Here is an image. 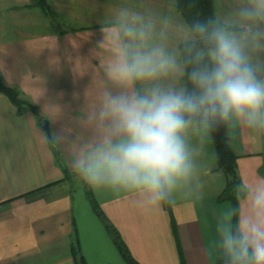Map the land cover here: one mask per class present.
Instances as JSON below:
<instances>
[{
	"label": "crops",
	"instance_id": "obj_1",
	"mask_svg": "<svg viewBox=\"0 0 264 264\" xmlns=\"http://www.w3.org/2000/svg\"><path fill=\"white\" fill-rule=\"evenodd\" d=\"M220 3L225 14L226 6H240L241 0ZM1 4L10 12L34 7L32 0ZM219 9V19L227 21ZM5 16L0 15L3 77L37 106L49 121L51 137L34 112H20L0 92V264H78L74 246L87 264H128L88 191L140 264H224L220 234L233 224L234 206L218 200L226 176L217 169L210 128L196 122L189 126L185 140L191 169L167 192L169 206L151 203L133 189L90 186L74 170L76 160L107 135L98 119L104 94L124 90L106 73L119 51L120 19L63 35L54 30L4 38ZM9 16L18 30L28 28L22 16ZM160 33L182 64L179 44L185 39L175 29L156 30L157 39ZM183 76L177 73L163 83L184 87ZM142 87L137 83L134 89ZM228 134L246 189L264 183V130L234 122ZM245 207L244 197L239 210Z\"/></svg>",
	"mask_w": 264,
	"mask_h": 264
},
{
	"label": "clouds",
	"instance_id": "obj_2",
	"mask_svg": "<svg viewBox=\"0 0 264 264\" xmlns=\"http://www.w3.org/2000/svg\"><path fill=\"white\" fill-rule=\"evenodd\" d=\"M189 31L186 63L193 66L184 73L151 20L120 23L119 51L106 73L124 90L104 94L98 119L107 135L75 162L86 184L133 189L162 204L189 175L185 136L193 119L208 128L240 122L264 130V61L256 56L264 50V0H241L231 19L195 21ZM177 73L191 90L163 83ZM245 199L244 210H232L234 224L221 230L224 264H264V183Z\"/></svg>",
	"mask_w": 264,
	"mask_h": 264
},
{
	"label": "rangeland",
	"instance_id": "obj_3",
	"mask_svg": "<svg viewBox=\"0 0 264 264\" xmlns=\"http://www.w3.org/2000/svg\"><path fill=\"white\" fill-rule=\"evenodd\" d=\"M221 1V0H220ZM220 1L217 9L222 7ZM0 15H6L8 28L3 32L4 38L16 37L20 33H44L60 29L80 28L86 25L109 23L120 19H135L136 15L151 20L156 30L175 29L178 38L189 37L190 34L180 15L174 11V0H50L51 10L44 11L38 6H18V10H5L7 5L1 4ZM239 5L226 6L225 14L219 9L222 18L231 19ZM14 9V7H12ZM122 13H127L123 16ZM22 16V23L27 29L15 28L9 15ZM119 21V20H118ZM264 50L259 51L257 59L264 57Z\"/></svg>",
	"mask_w": 264,
	"mask_h": 264
},
{
	"label": "trees",
	"instance_id": "obj_4",
	"mask_svg": "<svg viewBox=\"0 0 264 264\" xmlns=\"http://www.w3.org/2000/svg\"><path fill=\"white\" fill-rule=\"evenodd\" d=\"M32 4L34 6H38L44 11L51 10L50 0H32ZM173 7L174 11L178 15H180L188 31L195 21L205 22L209 19H212L214 21L222 22L217 15L215 0H174ZM81 29H83V27L60 29L58 33L60 35H63L69 32H76ZM203 46L204 45L202 42L196 44V47ZM179 51L181 62L184 68V73H186L191 70L193 65L186 63L188 53L186 51L185 40L179 44ZM183 82L184 87L191 90L192 85L188 80L186 74H184L183 76ZM0 92L8 96L20 112L29 109L38 116L40 121L45 119L40 114L37 106L18 87L9 85L5 81L1 69ZM193 122L201 123L198 119H193ZM210 132L217 150V169L224 172L226 176V185L223 191L218 196V200L230 201L233 204L234 208L239 209L240 200L245 197V192L247 191V189L244 186L238 172L237 155L231 147L230 137L228 134V126L223 124L214 125L210 128ZM67 170L68 169L65 167V171ZM87 195L93 208L100 216V218L104 221L117 248L121 252L122 256L125 258L127 263L140 264L131 255L118 230L109 223L106 216L99 208V205L95 200L94 196L92 195L91 191H88ZM164 202L169 206L167 195ZM73 251L78 264H87L84 256L81 254L80 250L76 246L73 247Z\"/></svg>",
	"mask_w": 264,
	"mask_h": 264
},
{
	"label": "water",
	"instance_id": "obj_5",
	"mask_svg": "<svg viewBox=\"0 0 264 264\" xmlns=\"http://www.w3.org/2000/svg\"><path fill=\"white\" fill-rule=\"evenodd\" d=\"M40 126L47 132L48 136L51 137V129L50 124L47 119H43L40 121Z\"/></svg>",
	"mask_w": 264,
	"mask_h": 264
}]
</instances>
